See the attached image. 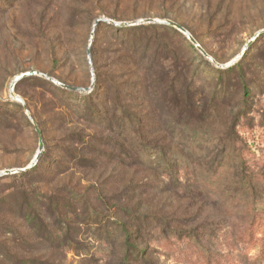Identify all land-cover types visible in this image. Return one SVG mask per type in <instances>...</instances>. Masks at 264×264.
Listing matches in <instances>:
<instances>
[{"label":"rangeland","instance_id":"rangeland-1","mask_svg":"<svg viewBox=\"0 0 264 264\" xmlns=\"http://www.w3.org/2000/svg\"><path fill=\"white\" fill-rule=\"evenodd\" d=\"M97 18L171 20L226 65L264 0H0V264H264V32L220 78L176 29L118 58ZM31 71L76 95L14 100Z\"/></svg>","mask_w":264,"mask_h":264},{"label":"trees","instance_id":"trees-1","mask_svg":"<svg viewBox=\"0 0 264 264\" xmlns=\"http://www.w3.org/2000/svg\"><path fill=\"white\" fill-rule=\"evenodd\" d=\"M98 25H99L98 27H101V25H103V27H105L108 33L110 34L112 41H113L112 43H110L114 48L113 54L116 55L118 58L120 57V54L122 51H125L126 53L130 52V54L132 55H137L139 48L142 45L143 40L146 39L147 41L149 39L148 31L154 32L159 29H167L170 31H175V29L170 26L157 25V24H144V25H136V26H129V27H117V26L107 24L105 22H101ZM191 36L196 40V38L193 35ZM199 45L205 50V48L201 44ZM189 47L193 52L198 53L197 49L193 45L189 44ZM214 60L217 63H219L216 58H214ZM117 61L120 62L119 60ZM116 66H126L127 67L128 58L125 59L122 64H119V65L116 64ZM215 70L218 73V76L221 78L223 74L225 75V74H231V73L233 74L239 73L241 71V67L239 64H234V65L227 67L226 69H220V67H218ZM27 79L29 80L32 78L29 77ZM37 79L41 80L40 78H37ZM58 82H61L63 85L66 84L60 80H58ZM53 87L57 91H60L63 95H67L70 98L76 95L74 91H70L64 88H59L56 86H53ZM95 88H96V93L99 91V89L102 88L101 87V77L99 74L96 75ZM242 92L244 95V99H247L248 92L245 89V86H243ZM93 96H92V99H93ZM249 224L250 226L248 227V232H247L248 234H249V229L251 230L254 226V220L251 221ZM198 254H200V256L202 257L206 256V254H201V253H198Z\"/></svg>","mask_w":264,"mask_h":264},{"label":"water","instance_id":"water-1","mask_svg":"<svg viewBox=\"0 0 264 264\" xmlns=\"http://www.w3.org/2000/svg\"><path fill=\"white\" fill-rule=\"evenodd\" d=\"M101 22H105L107 24H110V25H113V26H117V27H129V26H136V25H144V24H157V25H167V26H170L176 30H178L179 32L183 33L186 38L189 40V42L204 56L206 57L207 59H209L214 65H216L217 67H220V68H227L231 65H233L237 60L238 58H240L242 56V53L244 52V50L246 49V47L248 46V44L257 36L259 35L260 33L264 32V30H260L258 31L257 33H255V35L252 37V39L245 45V47L243 48L242 52L239 54L238 57H236L234 60H232L231 62H229L228 64L226 65H221V64H218L215 60H213L207 53L206 51L196 42V40L179 24L171 21V20H157V19H152V18H146V19H139V20H135V21H131V22H114L110 19H105V18H97L96 20H94L93 24H92V27H91V31H90V39H92V36H93V33H94V29L95 27L101 23ZM86 53H87V58L89 59V52H88V49L86 50ZM89 67L91 68V66L89 65ZM33 75H37V76H41V77H44L50 81H52L55 85H58L64 89H67V90H74V88H71L69 86H66V85H63L61 83H59L58 81H55L53 80L52 78L40 73V72H37V71H31V72H26V73H23V74H20L19 76H17L16 78H14L13 82H12V85L10 87V96L11 98H13L14 100H18L20 101V99L14 94L13 92V89H14V86L16 85V83L18 81H20L22 78L24 77H29V76H33ZM34 124V123H33ZM34 127H35V131L37 132V134L39 135V131L38 129L36 128V125L34 124ZM43 151V144H42V140L41 138L39 137V141H38V151L34 157V159L32 160L31 164L25 169H30L32 166L35 165V163L38 161L39 157H40V154L42 153ZM13 171H9V170H6V171H3V172H0V176L2 175H6V174H9Z\"/></svg>","mask_w":264,"mask_h":264}]
</instances>
